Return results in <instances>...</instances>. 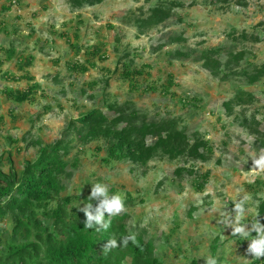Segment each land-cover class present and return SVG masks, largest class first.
Returning a JSON list of instances; mask_svg holds the SVG:
<instances>
[{
    "label": "rangeland",
    "instance_id": "obj_1",
    "mask_svg": "<svg viewBox=\"0 0 264 264\" xmlns=\"http://www.w3.org/2000/svg\"><path fill=\"white\" fill-rule=\"evenodd\" d=\"M4 1L0 0V6ZM157 1L102 0L73 8L69 0H18L0 13L8 32L0 31V168L21 169L25 160L35 158L38 147L33 140L53 143L80 112L101 107L105 101H133L148 118L178 117L189 134H204L213 147L207 161L187 162L196 172L209 171L200 191L191 185L193 175H173L184 160H152L143 167L128 162L106 164L101 160L103 149L96 151L101 142L94 141L73 142L72 154L77 147L81 152L63 194L88 197L95 183L114 188L110 195L122 198L129 191L128 232L142 231L152 239L155 255L165 264H190L192 259L205 264L209 256L218 264H248L251 256L236 245L238 236L232 235L231 227L219 222L220 213L231 212L233 203L245 195L251 197L247 208L264 198V171L251 169V157L264 149L254 145V137L241 125V108L227 114L222 105L241 79L231 76L221 81L194 59L204 47H219L221 62L228 51L245 48L250 62L260 65L264 61V0H177L181 5L168 21L138 35L128 19ZM244 30L258 36L259 42H241L238 36ZM179 33L183 43L173 41ZM175 44H182L191 57L173 59L171 53H164ZM94 47L101 48L95 54V66L85 73L75 71L73 62L85 60L90 56L87 50ZM28 56L32 63L25 65ZM124 62L143 70L138 80L121 76ZM221 71L225 72L222 67ZM246 87L255 100L243 113H254L264 126V80ZM9 89H29V98L9 99L3 92ZM85 204V199L78 202L81 207ZM2 224L10 227L8 221Z\"/></svg>",
    "mask_w": 264,
    "mask_h": 264
},
{
    "label": "trees",
    "instance_id": "obj_2",
    "mask_svg": "<svg viewBox=\"0 0 264 264\" xmlns=\"http://www.w3.org/2000/svg\"><path fill=\"white\" fill-rule=\"evenodd\" d=\"M101 1L69 0V4L73 8H80ZM180 5L176 0H159L145 12L134 13L128 21L136 26L138 35L144 34L166 22L172 16L171 11ZM238 39L251 44L259 42L258 36L245 30L239 33ZM68 42L70 46L74 45L71 40ZM99 49H88L86 53L90 56L82 62H73V69L85 73L94 67V57L100 52ZM9 51L13 52V49ZM220 51L219 47H204L196 51L194 60L201 61L202 66L221 81L231 76L241 79L232 96L222 105L227 114L232 113L234 108H241V125L254 136L255 146L264 149V126L254 113L249 116L243 113L244 108L255 100L252 90L246 86L264 80V61L255 65L250 62V52L242 48L228 51L221 62ZM169 53L173 59L191 57L184 47H177L172 52L165 51V54ZM103 58L99 56V59ZM6 59H10V56ZM31 59V56L26 58L24 64L29 65ZM122 66L120 74L129 81L138 80L136 76L143 73L139 68L131 70L126 62ZM145 66L149 64H143ZM221 67L225 72L221 71ZM171 79L169 74L168 81ZM3 92L16 102L26 101L30 95L29 89ZM179 122L180 119L175 116L148 118V114L137 109L130 100L105 101L101 107L80 112L69 123L63 137L53 143L43 144L39 138L33 140L32 144L38 147L33 160H25L19 170L10 167L4 171L0 168V221L10 224L9 228L0 225V264H159L151 254V241H145L139 234H134L137 244L129 241L127 246L121 245L103 254L102 246L107 240L114 238L119 244L122 237L132 234L124 230L126 216L120 214L111 217V226L107 231L87 229L78 202L85 199L86 204L91 202L95 206L97 201H89L82 193L71 195L63 192L73 175V169L78 165V152H81L77 147V153L72 154L75 147L73 142L85 145L100 141L101 145H97L96 151L103 149L101 160L106 164L128 162L143 166L152 160L164 159L184 160L185 163L207 161L213 155L212 144L204 134L197 131L189 134ZM184 172L196 173L194 181L198 185H203L209 174V171L198 174L185 166L174 170L177 176ZM105 215V219H108ZM260 217L264 220V200L258 205L257 216L262 223ZM235 242L249 255L246 251L249 240L243 241L239 236ZM190 264H196L195 260L192 259ZM250 264L264 263L254 258Z\"/></svg>",
    "mask_w": 264,
    "mask_h": 264
},
{
    "label": "clouds",
    "instance_id": "obj_3",
    "mask_svg": "<svg viewBox=\"0 0 264 264\" xmlns=\"http://www.w3.org/2000/svg\"><path fill=\"white\" fill-rule=\"evenodd\" d=\"M17 2H18V0H5L4 3L0 6V13H2L3 11L5 12L7 10H10L12 8V6L15 5ZM96 4H98V3H96ZM91 5H94V4H91ZM175 8H177V7H175ZM171 12L173 15V10ZM164 23H162V24H164ZM162 24H160V25H162ZM4 25L5 24L0 20V31H3L5 33V30L7 31V29L4 28ZM160 25H158V26H160ZM136 30H137V28H136ZM137 34H138V32H137ZM173 38H174L173 39L174 42L183 43L185 41V38H184L182 33H179L178 35H174ZM68 40L69 39L67 38V41ZM175 45H177V47H180L182 44H175ZM3 47H5V46L3 45ZM0 48H2V47H0ZM176 48H174V49H176ZM174 49H170L168 51H173ZM30 61L32 63V59ZM128 67L130 68L129 64H128ZM135 69H138V68H135ZM131 70H133V69H131ZM244 128L247 129L246 127H244ZM247 131H248V129H247ZM251 136H253V135H251ZM205 138H206V136H205ZM206 139H208V138H206ZM251 159H252L251 169L254 172L258 173L260 171H264V151H262L258 156L251 157ZM162 161H169V160L164 159ZM130 165H132V164H130ZM146 165H143V166H146ZM132 166H134V165H132ZM180 166H185L186 168H192L194 170V168L191 167L192 165L190 167L187 166V162L184 163V165H180ZM180 166H178V167H180ZM176 168H174V170ZM174 170H173V175H175ZM206 171H208V170H206ZM206 171H204V172H206ZM204 172H202V173H204ZM197 173L200 174L199 172H197ZM195 174L196 173L187 174L186 172H184V175H193V178H194ZM175 176H177V175H175ZM182 176H183V174H181L178 177H182ZM208 177H209V174H208ZM207 180H208V178L202 184L204 185ZM191 185L194 188H196L197 191H200L203 188V185H198L195 183V181H193L191 183ZM110 188H112V187H110ZM119 188L124 189L122 186H119ZM113 191H115V189ZM113 191L108 190V187L102 183L92 184L91 192L88 196V200L89 201L96 200L97 204L95 206H93V204L91 202H89V203L85 204L82 208H79V210L81 212H83V214L85 216V220H84V227L85 228L95 229L97 232H100L102 230L107 231V229L111 226V217L117 216L120 214L121 215L124 214V216H126L125 217V223H126L127 218L129 217V214L126 211L125 206H127L128 202L132 201V200H129L130 199L129 198L130 192L125 190V192H124L125 197L122 198V196L119 194L110 195V192H113ZM250 200H251V197L248 195H245L240 200L235 201L233 203V209L231 210V212L222 211L220 213V221L219 222L222 223L224 226L231 227V231H232L233 236H238V238L240 236L243 239V241H246V242L249 240L246 251L249 254V256H251L250 261L255 258V259H258V261L260 263H264V220H262V218L260 217V220L262 221V223H261L257 219L258 205L262 202V200H264V198H258V200H257L258 202L256 204V207L247 208L246 204ZM214 210H217V209H214ZM250 213L254 214V216L253 217H247L248 214H250ZM105 214H107L108 219H105V216H106ZM246 218H248L250 220L249 223L243 222ZM253 219H254V221L251 222ZM124 230L127 231V233H129L128 229H127V224H125ZM253 232L255 233L254 236L252 235ZM134 234H136V235L139 234L140 236L143 237V239L145 241H147V240L151 241V243H152V252H151L152 256L158 260L159 264H165L163 262V260L158 255H155V248H154V244L152 242V239H150L149 237L148 238L145 237L142 231L132 233L131 235H128L127 237H122L119 244H118L117 240L114 238L107 240V242L102 246L103 254H107L112 249L119 247L121 245L127 246L129 241H131L133 244H137L138 242H137ZM236 245H237V243H236ZM127 260H128V262H130L129 256H127ZM250 261L248 264H250ZM205 264H217V260L214 257L209 256L205 260Z\"/></svg>",
    "mask_w": 264,
    "mask_h": 264
},
{
    "label": "crops",
    "instance_id": "obj_4",
    "mask_svg": "<svg viewBox=\"0 0 264 264\" xmlns=\"http://www.w3.org/2000/svg\"><path fill=\"white\" fill-rule=\"evenodd\" d=\"M5 33H8V32L5 30Z\"/></svg>",
    "mask_w": 264,
    "mask_h": 264
}]
</instances>
